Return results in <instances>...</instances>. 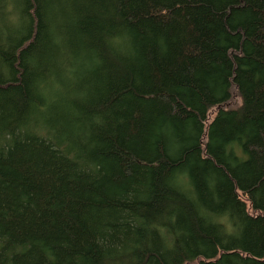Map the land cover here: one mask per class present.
Returning a JSON list of instances; mask_svg holds the SVG:
<instances>
[{"label":"trees","instance_id":"obj_1","mask_svg":"<svg viewBox=\"0 0 264 264\" xmlns=\"http://www.w3.org/2000/svg\"><path fill=\"white\" fill-rule=\"evenodd\" d=\"M20 1L25 21L15 54L0 49L19 71L14 81L0 84V103L10 109L0 130V213L7 227L12 224L7 238L13 242L0 243V264L175 263L178 256L169 257L150 233L159 225L175 233L178 247L191 240L212 250L213 235L171 185L183 156L168 151L166 130L195 127L215 163L226 160L235 131L246 139L256 129L264 132L262 0H59L85 66L84 85L67 96L47 141L37 136L34 117L55 71L48 0ZM113 29L139 40L138 57L111 47ZM167 35L171 59L154 49ZM27 77L38 91L27 89ZM231 88L240 103L220 109L231 100ZM254 162L250 187L241 194L257 232L248 240L264 259V205L256 208L262 211L253 207L255 193L264 198V158ZM174 214L180 219L176 229Z\"/></svg>","mask_w":264,"mask_h":264},{"label":"rangeland","instance_id":"obj_2","mask_svg":"<svg viewBox=\"0 0 264 264\" xmlns=\"http://www.w3.org/2000/svg\"><path fill=\"white\" fill-rule=\"evenodd\" d=\"M241 0L236 1L235 5H240ZM264 4L262 0L261 5ZM245 3L243 2L242 6ZM188 7L185 6L180 13H184ZM20 0H0V49L9 56H14L16 43L14 40L22 34L24 28V14ZM186 15V14H185ZM228 14L227 16H229ZM48 24L47 39L50 43V50L55 64V71L51 80V87L43 92L39 97L34 117V127L37 136L44 141L50 139L52 126L58 111L63 110L67 96L72 93H80L84 85L85 66L78 57L74 49V38L70 28L69 20L59 2V0H48ZM228 24L224 23L227 34L231 37ZM108 42L111 47L125 56L139 55L142 47L139 40L129 36L123 29H113L108 33ZM170 43V36L156 42L154 49L164 51L163 55L171 59L169 50L173 48ZM229 50V49H228ZM226 50V58L227 52ZM137 55V57H138ZM148 61V60H147ZM141 67L144 68L143 63ZM19 76L15 62H6L0 57V84L14 81ZM26 87L30 92L39 90V84L27 77ZM233 90L231 100L220 109H236L240 103L237 91ZM233 107V108H230ZM218 110L212 109L207 114L206 123H210ZM10 115V109L5 104L0 103V130L3 120ZM174 127V128H173ZM169 126L167 128L166 145L171 155L183 156V162L177 164L171 185L181 192L200 220L202 227L209 231L215 239L214 248L209 250L203 244L188 240L184 247L177 246L176 235L172 234L168 227L160 225L153 227L150 233L154 235V241H159L165 252L169 255L175 253L178 256L174 262L168 260L169 264H196V258L210 259L218 261L219 264H264V259L259 258L253 249L248 237L257 234L252 229V208L249 209L248 200L241 194L242 189H249L250 183L247 181L248 174L255 166L254 161L264 158V132L256 129L251 133L249 139L240 136L238 131L234 132V140L231 141L230 149L226 148L227 167L221 168L224 162L219 160L215 163L204 152L200 145V137L195 127L189 124L182 126ZM22 135L16 132L13 136ZM187 138V142H186ZM9 137H6L5 143ZM4 143V144H5ZM228 150V152H227ZM226 168V169H224ZM235 185V188H233ZM251 202L255 203L254 211L260 204L264 205V198H260L256 193L254 198L250 197ZM247 203V207L243 205ZM82 227L84 222L79 217L71 216ZM174 225L173 229L180 224L179 215L174 214L170 220ZM8 220L0 213V243L5 242L7 246L13 244L8 240ZM254 233V234H252ZM95 242L100 245L99 235L93 233ZM174 246V248H173ZM183 252L184 255H181ZM168 257V258H169ZM74 262V258H70ZM195 260V261H194Z\"/></svg>","mask_w":264,"mask_h":264}]
</instances>
